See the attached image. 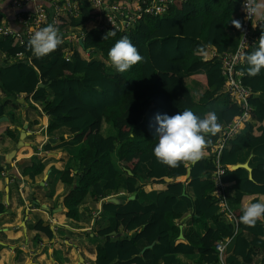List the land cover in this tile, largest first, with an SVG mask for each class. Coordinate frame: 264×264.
I'll return each instance as SVG.
<instances>
[{
    "label": "trees",
    "instance_id": "obj_1",
    "mask_svg": "<svg viewBox=\"0 0 264 264\" xmlns=\"http://www.w3.org/2000/svg\"><path fill=\"white\" fill-rule=\"evenodd\" d=\"M239 8V0H179L167 14L145 15L129 30L116 31L107 39H103L106 32L98 28L85 31L83 46H76L69 60L65 58L67 44L63 42L38 58L27 41L20 44L12 37L0 40V91L7 97V101L0 100V117L5 114L8 101L23 94L27 100L31 98L40 104L48 115L49 133L64 128L72 135V140H62L58 146L81 145L67 160L60 177L70 189L64 199L67 216L78 218L79 205L88 196L99 200L106 193H117L122 183L129 194L135 195L126 202L102 205L101 215L107 218L97 233L95 264H180L178 254L195 256V264H213L217 261L216 244L227 237L232 242L226 264H251L257 250L262 251L264 261V217L248 226L240 220L241 209L236 210L234 230L225 221L224 213L219 212L212 195V175L217 166L210 150L218 132L205 135L203 149L207 154L194 164L181 162L177 167H169L153 155L157 113L174 115L190 109L198 110L194 114L203 117L211 102L222 97L225 108L211 112L216 114L219 126L240 114L239 105L222 91L224 80L219 61V56L237 46L240 27L234 22L241 26ZM81 11L71 25L97 15L89 12L88 7ZM255 34L257 44L246 52L241 68L244 83L253 92L249 99L253 107L251 120L219 155V164L225 169L221 179L228 185L225 192L235 203L242 202L247 195L264 194V163L252 164L251 178L244 168L227 167L238 163L243 147L264 146V102L256 95L264 94V68L258 75L249 76L246 60L264 36V21ZM123 37L131 40L143 59L119 73L109 66L108 51ZM209 47L215 49V55L207 62L203 53ZM18 53L23 57H18ZM208 63L210 67L201 75L200 70ZM185 73L206 86L198 101L181 80ZM39 83L43 86L38 87ZM148 103L152 107L144 116ZM103 123L110 125L113 133L105 135ZM7 134L12 133L7 130ZM147 162L150 169L140 176L139 168ZM27 164L29 168L24 173L39 174L44 168L37 157ZM187 167L191 168L190 176L178 181L186 175ZM73 171L76 173L72 174ZM164 176L173 181L159 192L147 193L134 182L135 178L147 182L155 177L159 179L156 182L164 183ZM180 202L187 209L184 213L175 209ZM253 202H257L256 197ZM180 225H184L183 242H178ZM36 227L51 235L41 222ZM199 228L205 233L201 234ZM142 242L148 245L144 249L140 247Z\"/></svg>",
    "mask_w": 264,
    "mask_h": 264
},
{
    "label": "crops",
    "instance_id": "obj_2",
    "mask_svg": "<svg viewBox=\"0 0 264 264\" xmlns=\"http://www.w3.org/2000/svg\"><path fill=\"white\" fill-rule=\"evenodd\" d=\"M34 5L35 3H27L23 9L31 10ZM17 11L12 7L10 0H0V16L15 31L22 29L16 19ZM91 27L93 25L89 23L87 28ZM214 55L213 47H209L203 53L204 60L207 62ZM1 60L3 55H0V63ZM210 64L208 63L200 70L201 75L205 74ZM181 80L198 101L206 90L205 84L186 73L181 75ZM256 95L264 102V94ZM0 100L7 101V97L1 91ZM151 107L152 103L146 105L144 116L148 114ZM224 108L225 100L221 97L212 101L205 109V113L208 115L214 110ZM3 116L6 120L0 122V264H95L97 233L107 218V215H101L102 205L109 202H126L134 199L135 195L129 194L122 183L117 193H106L99 200L88 196L79 205L78 218L67 216L68 209L64 206V199L70 193V189L60 177L67 160L81 145L70 143L72 145L58 146L62 140H72V135L64 128L49 133L48 115L43 112L40 104L31 98L27 100L23 94L19 95L15 101H8ZM104 128L105 132H103ZM7 130L12 134H7ZM102 132L105 135L111 134L113 129L107 123H103ZM204 151L203 155H206L207 151ZM33 157H37L44 165L42 172L24 173V169L29 168L27 163ZM238 157V163L246 162L250 167L256 162L264 163V146L243 147ZM230 166L227 167L230 168ZM149 169L150 163H143L139 168V175L144 176ZM74 173L76 171L72 172ZM185 179L187 178L182 176L177 180ZM156 181L158 180L150 179V181L142 182L138 178L134 179L135 184L147 193L159 192L167 188L168 183ZM227 186L225 183V187ZM225 194L233 213L244 205L252 203L255 197L257 201H264V194H260L247 195L242 202L235 203L228 199L226 192ZM175 209L183 213L187 211L183 202L178 203ZM192 212L191 210L187 213L186 217ZM219 212H222L220 207ZM223 217L232 225L225 215ZM38 222L48 227L51 235L39 230L36 227ZM181 226L183 230L184 225ZM208 226L213 227V224L208 222ZM194 227L197 228V226ZM186 228L189 230L190 226L187 225ZM199 230L201 234L205 233L203 229L199 228ZM178 242H183V237L179 238ZM147 246L144 242L140 244L142 249ZM177 257L180 264H195V256L186 257L178 254ZM251 264H264L262 251H256Z\"/></svg>",
    "mask_w": 264,
    "mask_h": 264
},
{
    "label": "built area",
    "instance_id": "obj_3",
    "mask_svg": "<svg viewBox=\"0 0 264 264\" xmlns=\"http://www.w3.org/2000/svg\"><path fill=\"white\" fill-rule=\"evenodd\" d=\"M179 0H10L12 7L17 9L16 19L22 27L20 30L11 29L5 19L0 16V40L12 37L20 44L28 41L30 36L41 28L52 24L59 32L62 42L67 44L64 49L65 58L69 60L79 40L84 42L87 25L92 23V28L104 32H124L133 27L145 15L162 16L168 13L171 6ZM240 1L239 13L242 23L239 28L237 46L232 51L219 56L220 73L224 80L222 91L229 99L241 108L239 115L228 124L220 126L219 136L212 145L210 152L215 154L216 171L213 173L215 197L220 210L227 219L236 223V217L229 208V203L224 191L225 183L222 175L224 167L219 164V155L222 149L228 146L230 140L244 130L251 120L253 107L249 102L253 95L252 89L244 83L245 74L242 67L245 63L246 52L257 44L255 30L262 22L254 16L247 18L243 0ZM27 3H35L31 10H24ZM88 7L89 12H96V16L87 17L84 23L70 24L72 19L79 18L82 9ZM90 53L87 50L86 56ZM23 57L22 53L17 54ZM232 242L231 237L220 240L216 246L217 261L213 264H226L225 259L228 247Z\"/></svg>",
    "mask_w": 264,
    "mask_h": 264
},
{
    "label": "clouds",
    "instance_id": "obj_4",
    "mask_svg": "<svg viewBox=\"0 0 264 264\" xmlns=\"http://www.w3.org/2000/svg\"><path fill=\"white\" fill-rule=\"evenodd\" d=\"M247 18L254 16L258 21H264V0H243ZM237 28L238 21L234 22ZM114 36L115 32H107L103 39ZM62 43L58 29L49 24L32 34L27 41L28 47L36 57H43ZM110 67L119 73L128 71L143 57L131 40L123 37L108 51ZM247 73L256 76L264 68V36H261L258 46L246 57ZM154 137L157 143L153 148L156 159L169 167H177L181 162L196 163L202 158L205 146V135H215L220 126L215 113L203 117L185 109L174 115L157 113L154 117ZM240 220L248 226H254L257 220L264 217V201H257L241 208Z\"/></svg>",
    "mask_w": 264,
    "mask_h": 264
},
{
    "label": "water",
    "instance_id": "obj_5",
    "mask_svg": "<svg viewBox=\"0 0 264 264\" xmlns=\"http://www.w3.org/2000/svg\"><path fill=\"white\" fill-rule=\"evenodd\" d=\"M79 44L81 45V46H83V41L82 40H79ZM43 86V84L42 83H39L38 84V87H42ZM4 120H6V117L5 116H2V117H0V122H2V121H4ZM193 164V163H192ZM230 168L231 169H237V168H244V169H246L248 172H249V178H251V167L248 165V163H237V164H233V165H231L230 166ZM128 174H131V172L130 171H128ZM190 174H191V168L190 167H187V171H186V175H185V177L186 178H188L189 176H190ZM152 180H159L158 178H155V177H153V178H151ZM161 180H163L165 183H170V182H172L173 181V178H170V177H167V176H164V177H162L161 178ZM185 193V188H184V190H183V194ZM232 226H233V228L234 227H236V225H235V223L234 222H232ZM182 237H183V234H182V226L180 225V234H179V238L180 239H182Z\"/></svg>",
    "mask_w": 264,
    "mask_h": 264
},
{
    "label": "rangeland",
    "instance_id": "obj_6",
    "mask_svg": "<svg viewBox=\"0 0 264 264\" xmlns=\"http://www.w3.org/2000/svg\"><path fill=\"white\" fill-rule=\"evenodd\" d=\"M106 131V129L104 128V130H103V132H105ZM106 133H109V132H106ZM204 151V150H203ZM205 152V151H204Z\"/></svg>",
    "mask_w": 264,
    "mask_h": 264
}]
</instances>
